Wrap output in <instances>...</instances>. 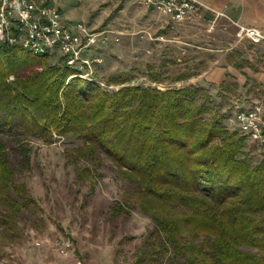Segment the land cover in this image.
I'll return each instance as SVG.
<instances>
[{"label": "trees", "instance_id": "obj_1", "mask_svg": "<svg viewBox=\"0 0 264 264\" xmlns=\"http://www.w3.org/2000/svg\"><path fill=\"white\" fill-rule=\"evenodd\" d=\"M45 60L18 45L0 46V134L47 142L74 136L83 141L81 155L99 150L121 178L135 181V201H116L111 214L135 203L154 221L158 239L138 262L161 264L168 255L167 264H264V150L254 161L247 137L224 125L205 86L107 90ZM148 77L163 79L155 71ZM12 174L0 140V195Z\"/></svg>", "mask_w": 264, "mask_h": 264}, {"label": "rangeland", "instance_id": "obj_2", "mask_svg": "<svg viewBox=\"0 0 264 264\" xmlns=\"http://www.w3.org/2000/svg\"><path fill=\"white\" fill-rule=\"evenodd\" d=\"M55 1L65 18L104 31L103 41L88 53L101 61L92 63L93 77L86 79L107 90L122 85L160 89L197 85L204 67L201 60L210 57L209 46L218 45L221 50L236 37L246 45L264 47L263 42L239 36L243 25L229 12H203L176 20L141 0ZM213 36L218 38L214 43L209 41ZM45 58L48 64L63 65L58 54ZM151 71L163 79L151 81ZM183 71L189 72L188 78L173 79ZM118 74L126 78L125 83L106 81ZM205 85L214 103L223 104L232 115L230 123L223 119L224 125L239 131L237 108L254 103L233 102L237 96L232 87L221 91ZM0 140L13 171L9 188L0 195V264H154L137 261L152 248L148 243L158 239L152 218L135 203L128 213L111 214L116 201H135L140 188L135 181L121 178L103 152L81 155L76 148L83 141L70 135H56L47 142L6 131ZM249 143L257 161L264 148ZM167 256L161 264H167Z\"/></svg>", "mask_w": 264, "mask_h": 264}, {"label": "built area", "instance_id": "obj_3", "mask_svg": "<svg viewBox=\"0 0 264 264\" xmlns=\"http://www.w3.org/2000/svg\"><path fill=\"white\" fill-rule=\"evenodd\" d=\"M141 1L176 20L216 12L202 0ZM238 35L264 43V33L254 27L239 26ZM104 37L103 30L65 18L55 0H0V46L18 45L41 56L58 54L63 65L76 70L72 76L93 77L92 63L101 59H91L88 53ZM235 119L239 131L264 148L262 105L237 108Z\"/></svg>", "mask_w": 264, "mask_h": 264}, {"label": "crops", "instance_id": "obj_4", "mask_svg": "<svg viewBox=\"0 0 264 264\" xmlns=\"http://www.w3.org/2000/svg\"><path fill=\"white\" fill-rule=\"evenodd\" d=\"M216 12L230 13L238 25L259 29L264 33V0H202ZM207 14V13H206ZM72 21V20H71ZM213 36L209 41H217ZM250 41L247 40V43ZM217 46V47H216ZM218 45L206 50L210 57L201 60L197 85L205 84L225 90L232 87L237 99L233 102L249 104L259 102L264 106V47L262 44L246 45L239 38L232 37L228 45L218 50ZM218 52V53H216ZM220 52V53H219ZM188 78V77H187ZM216 94V97L219 96ZM225 122L230 123L232 115L223 104L219 106ZM233 109V108H232ZM250 143L247 142V145Z\"/></svg>", "mask_w": 264, "mask_h": 264}]
</instances>
